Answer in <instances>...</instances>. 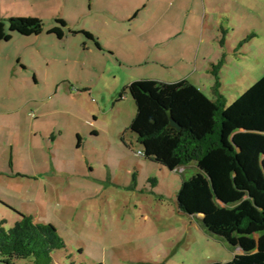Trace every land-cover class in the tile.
I'll use <instances>...</instances> for the list:
<instances>
[{"label":"rangeland","instance_id":"374dc122","mask_svg":"<svg viewBox=\"0 0 264 264\" xmlns=\"http://www.w3.org/2000/svg\"><path fill=\"white\" fill-rule=\"evenodd\" d=\"M19 17L44 27L0 40V220L52 224L66 243L57 264L231 261L201 215L177 208L197 165L140 155L128 86L195 80L212 98L225 57L220 91L234 103L264 76V0H0L8 33ZM59 19L64 39L50 34Z\"/></svg>","mask_w":264,"mask_h":264},{"label":"trees","instance_id":"16d2710c","mask_svg":"<svg viewBox=\"0 0 264 264\" xmlns=\"http://www.w3.org/2000/svg\"><path fill=\"white\" fill-rule=\"evenodd\" d=\"M56 22L50 34L64 39L67 23ZM43 27L35 17L10 18L8 33L0 20V40L10 41L14 32L39 36ZM224 64L225 57L210 69L214 99L187 79L132 82L128 91L137 111L130 129L145 159L170 171L197 165L199 172L182 182L178 210L201 215L209 233L243 250L231 261L213 264H264V161L255 158L264 149V76L228 105L220 91ZM65 248L52 224L25 215L11 227L0 220V264H57L53 254Z\"/></svg>","mask_w":264,"mask_h":264},{"label":"crops","instance_id":"0c3cea01","mask_svg":"<svg viewBox=\"0 0 264 264\" xmlns=\"http://www.w3.org/2000/svg\"><path fill=\"white\" fill-rule=\"evenodd\" d=\"M193 84H195L197 87H199L202 91H203V88L202 87H200V82H198V81H192V80H190ZM204 92V91H203ZM205 93V92H204ZM206 94V93H205ZM207 95V94H206ZM208 96V95H207ZM209 97V96H208ZM211 99H214V95H213V97L211 98ZM235 250H234V254L235 255H239V254H243V250L241 249V248H239V247H233Z\"/></svg>","mask_w":264,"mask_h":264},{"label":"water","instance_id":"95a60500","mask_svg":"<svg viewBox=\"0 0 264 264\" xmlns=\"http://www.w3.org/2000/svg\"><path fill=\"white\" fill-rule=\"evenodd\" d=\"M174 126H176V124L173 123Z\"/></svg>","mask_w":264,"mask_h":264}]
</instances>
